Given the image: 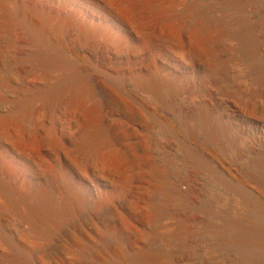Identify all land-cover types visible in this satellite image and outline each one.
<instances>
[{
    "label": "bare ground",
    "instance_id": "6f19581e",
    "mask_svg": "<svg viewBox=\"0 0 264 264\" xmlns=\"http://www.w3.org/2000/svg\"><path fill=\"white\" fill-rule=\"evenodd\" d=\"M0 264H264V0H0Z\"/></svg>",
    "mask_w": 264,
    "mask_h": 264
},
{
    "label": "rangeland",
    "instance_id": "374dc122",
    "mask_svg": "<svg viewBox=\"0 0 264 264\" xmlns=\"http://www.w3.org/2000/svg\"><path fill=\"white\" fill-rule=\"evenodd\" d=\"M65 159H66V157H65ZM66 160H67L68 162H70V159H69L68 157H67ZM25 164H26V165H31V166H32V163H26V162H25Z\"/></svg>",
    "mask_w": 264,
    "mask_h": 264
}]
</instances>
